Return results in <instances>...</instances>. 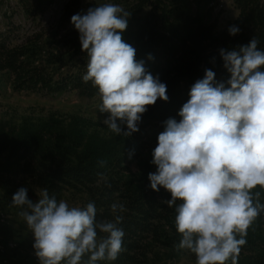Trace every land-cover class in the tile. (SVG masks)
I'll use <instances>...</instances> for the list:
<instances>
[{
  "label": "trees",
  "instance_id": "trees-1",
  "mask_svg": "<svg viewBox=\"0 0 264 264\" xmlns=\"http://www.w3.org/2000/svg\"><path fill=\"white\" fill-rule=\"evenodd\" d=\"M20 1L28 15L36 16L44 9L42 0ZM108 1L130 13L123 39L136 48V59L144 60L146 69L167 86L169 99H158L142 115L152 135L145 142L136 134L110 139L86 137L75 127L62 130L23 125L0 130V202L11 210L22 211L12 204L19 188H27L33 202L39 190L46 189L57 201L71 192L81 196L80 207L93 202L98 221H114L116 215L122 216L118 226L125 233L123 250L116 260L97 264H161L183 255L196 261L193 253L178 247L181 235L175 227V206L169 207L166 202L171 199L170 193L163 187L156 192L144 182L125 178V161L147 144L156 147L167 119H181L178 112L206 69L215 73L217 81L230 78L220 49H238L255 37L258 48L264 50V0H234L238 14L222 27L217 21L191 12L186 0ZM96 6L99 4L94 0H68L56 20L64 31L54 42H43L46 29L42 24L18 42L9 40V31H0V83L10 81L16 91L47 95L76 91L86 98L99 96L91 81L82 79L88 56L71 23L73 15L86 14ZM230 26H237L239 33L229 35ZM253 191L260 192L259 202L264 204V188L257 186ZM113 203L122 204L124 210L114 213ZM0 234L10 240L8 225H0ZM245 239L237 264H264V211L249 227ZM18 245L27 250L22 243ZM88 258L83 257L86 263ZM9 264L33 263L28 251L26 260Z\"/></svg>",
  "mask_w": 264,
  "mask_h": 264
},
{
  "label": "clouds",
  "instance_id": "clouds-1",
  "mask_svg": "<svg viewBox=\"0 0 264 264\" xmlns=\"http://www.w3.org/2000/svg\"><path fill=\"white\" fill-rule=\"evenodd\" d=\"M129 16L120 5L105 3L71 17L88 56L82 79L98 90L104 125L125 136L140 130L148 106L169 99L166 84L122 37ZM228 31L235 36L240 29ZM258 43L253 37L238 49H220L230 78L217 81L206 69L179 110L181 119L164 122L152 152L156 171L148 174L150 187L170 193L166 202L175 206L178 247L193 253L196 264H237L247 230L264 211L260 192L253 191L264 188V50ZM12 204L23 209L19 215L34 235L39 264H81L85 255L87 264H97L116 260L123 250V217L98 221L93 202L69 206L46 189L33 202L21 187ZM111 209L124 206L113 203Z\"/></svg>",
  "mask_w": 264,
  "mask_h": 264
},
{
  "label": "rangeland",
  "instance_id": "rangeland-1",
  "mask_svg": "<svg viewBox=\"0 0 264 264\" xmlns=\"http://www.w3.org/2000/svg\"><path fill=\"white\" fill-rule=\"evenodd\" d=\"M67 1L42 0L44 9L36 16H32L25 13L20 0H0V31H9V40L18 42L31 32L38 31L42 24L46 29L43 42H54L64 31L57 25L56 20ZM94 1L99 5L110 3L108 0ZM186 1L191 12L199 13L209 21L218 22V17L208 8V0ZM236 14L237 9L234 5H231L228 10V17L219 26H224L227 21L236 17ZM100 103L99 96L86 98L80 96L76 91L51 95L32 91H16L11 82L5 80L0 83V130L6 131L23 125L35 128L51 126L62 130H70L75 127L81 130L86 137L110 139L125 136L113 133L104 125L103 120L106 119L107 114L99 112ZM122 127L126 130V126ZM139 129L138 132L133 134L148 142L149 137L152 135V129L143 118L139 124ZM154 148L155 146L147 144V147L136 153L134 157L126 158L125 163L128 171L125 178L134 183L144 182L150 185L148 174L156 171V166L151 163ZM41 193L42 191L39 190L38 198L34 202L41 198ZM61 200H65L69 206L80 207L82 203L81 196L71 192H66ZM1 212H4L8 217L7 225L11 233L8 238L27 247L26 253L34 250V242L28 238L26 222L19 215L21 211L11 210L0 202ZM0 236L3 239L5 238L2 234ZM19 249L22 250L20 246ZM161 264H196V261L183 255L175 260L164 261Z\"/></svg>",
  "mask_w": 264,
  "mask_h": 264
},
{
  "label": "built area",
  "instance_id": "built-area-1",
  "mask_svg": "<svg viewBox=\"0 0 264 264\" xmlns=\"http://www.w3.org/2000/svg\"><path fill=\"white\" fill-rule=\"evenodd\" d=\"M231 5H234V0H208V8L215 16L218 17V24L225 22L224 19L228 17V10ZM2 189L0 187V196ZM7 216L4 212L0 213V225H7ZM28 238L34 242V235L31 229L27 227ZM19 247L18 243L12 240L6 241L0 236V253L4 254L7 250H16ZM29 258L33 264H39V260L35 255V250L29 252ZM4 264H9L7 260L3 261ZM81 264H87L83 257Z\"/></svg>",
  "mask_w": 264,
  "mask_h": 264
},
{
  "label": "crops",
  "instance_id": "crops-1",
  "mask_svg": "<svg viewBox=\"0 0 264 264\" xmlns=\"http://www.w3.org/2000/svg\"><path fill=\"white\" fill-rule=\"evenodd\" d=\"M237 14H238V11H237ZM26 255H27V253L23 249L22 250L18 249L15 252H10L7 254H1L0 253V264H2L4 260H7L8 262L26 260Z\"/></svg>",
  "mask_w": 264,
  "mask_h": 264
}]
</instances>
